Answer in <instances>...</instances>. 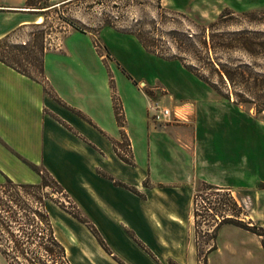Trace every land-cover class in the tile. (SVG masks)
<instances>
[{"label":"crops","instance_id":"1","mask_svg":"<svg viewBox=\"0 0 264 264\" xmlns=\"http://www.w3.org/2000/svg\"><path fill=\"white\" fill-rule=\"evenodd\" d=\"M26 3L0 0V37L43 18ZM77 33L83 34L77 31L69 36L75 39ZM96 48L91 44L95 55ZM87 49L73 42L66 45L64 40L60 47L47 50L44 79L25 75L0 60V183L7 178L40 183L41 174L31 166L43 167L65 188L79 212L99 203L107 219L114 215L111 229L95 226L105 244L96 251L81 243L70 227V221L82 222L78 217L69 219L68 232L55 230L68 256L69 246L79 250V263L202 264L195 231L197 183L236 195L256 188L259 181L249 183L248 163L208 154L210 146L201 142L208 134L200 133L201 115L208 122L212 106L201 108L192 102L176 106L189 125L156 122L148 111V95L137 91L130 79L133 93L124 96L122 105L105 70L98 68L97 61L86 60ZM202 86L209 101L225 102L205 83ZM116 103L122 122L117 119ZM128 143L130 162L120 155ZM81 154L92 158L93 173L109 187L103 194L97 195L85 180L71 187L49 168L60 156L73 162ZM226 224L264 250L262 235Z\"/></svg>","mask_w":264,"mask_h":264},{"label":"rangeland","instance_id":"2","mask_svg":"<svg viewBox=\"0 0 264 264\" xmlns=\"http://www.w3.org/2000/svg\"><path fill=\"white\" fill-rule=\"evenodd\" d=\"M59 7L64 16L74 20L80 29L64 22L53 11L43 28L33 23L18 27L10 32V40L30 41L33 32L44 29L47 50L60 47L64 40L66 45L73 42L88 48L86 60L97 61L98 68L105 70L122 105L124 96L133 93L128 85L130 79L137 91L161 99L173 109L186 102L201 105V108L212 106L213 115L208 122L201 115L200 133H208L201 142L210 146L208 154L231 159L233 163H248L249 183L259 182L256 188L236 195L197 183L194 193V206L198 208L195 231L202 264H264V250H260L245 233L225 223V218L233 217L264 229V96L255 99L256 96L246 87H234L214 67L220 62L231 66L247 63L254 72L264 74V47H261L260 54L252 55L220 45L224 33L244 29L261 32L259 40L264 43V0H73ZM229 11L232 15H228ZM42 19L44 21V17ZM134 28L146 32L157 49H148L138 35L131 32ZM77 31L83 34L77 33L75 39L69 36ZM91 44L97 47V55ZM188 65H195L207 80ZM204 83L225 102L209 101L208 92L202 86ZM48 91L51 93L49 88ZM238 91L252 101H237L232 93ZM171 123L191 124L188 121ZM57 149L62 152L61 148ZM122 149L121 157L130 162V151L126 147ZM92 162L90 156L83 154L73 162L60 156L58 161L49 164V168L71 187L88 181L100 195L109 187L101 176L93 173ZM31 167L42 176L40 183H30L37 184V188L24 189L13 185L8 195L19 194L31 205H36L37 200V207L42 201L54 232H68L69 219L78 217L81 223L70 221L69 225L81 243L89 244L94 250L98 246L105 247L95 226L111 229L114 215L107 219L99 203L79 212L65 188L50 172L43 167ZM70 176L76 179H70ZM44 179L48 185L43 184ZM69 249L78 264L79 250L71 246ZM37 253L45 264L74 263L71 254L64 259L57 252L47 253L43 246H37ZM0 264H9L1 253Z\"/></svg>","mask_w":264,"mask_h":264},{"label":"trees","instance_id":"3","mask_svg":"<svg viewBox=\"0 0 264 264\" xmlns=\"http://www.w3.org/2000/svg\"><path fill=\"white\" fill-rule=\"evenodd\" d=\"M71 1L73 0L53 3L51 0H27L26 7L32 9V12L37 13L38 16L44 17V21L33 23L37 27L43 28L48 21L50 13L54 11L64 22L80 29L74 20L64 16V12L59 7ZM231 13L229 11L228 15H232ZM131 32L136 33L148 49H157L146 32L136 28L132 29ZM224 34H222L224 35L223 42L220 44L223 48L238 49L256 55L260 54L261 47H264V43L259 40V35L261 34L259 31L244 29ZM32 35L33 37L30 41L23 42H12L10 33L0 37V60L25 75L35 79H44L45 55L47 52L44 46L46 31L41 29L33 32ZM212 65L214 64L212 63ZM188 67L201 78H205L203 74L199 73L195 65H188ZM214 67H216L215 70L220 76H226L234 87H246L253 96H256L255 99L264 96V74L254 72L250 64L240 63L231 66L228 63L220 62L218 66ZM247 70L250 71L247 72ZM232 94L235 95L237 101H252L243 92L238 91ZM228 98H230V95ZM115 109L117 119L122 122L121 108L117 103ZM43 184L48 185L45 179ZM13 185L24 189L37 188V184L18 183L10 178L0 183V253L9 264H45V260L43 261L40 254L37 253V246L38 248L43 246L47 253L57 252L59 256L66 259V248L56 237L50 217L44 210L43 202L41 201V205L37 207V200L36 205H31L19 194L17 196L12 193L8 195L9 189L14 187ZM205 186L215 189L213 186ZM9 196L10 198H8ZM225 223H234L264 236V229L250 226L242 220L228 217L225 218Z\"/></svg>","mask_w":264,"mask_h":264},{"label":"built area","instance_id":"4","mask_svg":"<svg viewBox=\"0 0 264 264\" xmlns=\"http://www.w3.org/2000/svg\"><path fill=\"white\" fill-rule=\"evenodd\" d=\"M148 111L151 118L159 123L168 124L170 122H187L188 119L179 115L175 109L166 105L161 99H154L148 96ZM127 150L130 151V144L126 145ZM198 211V208H196Z\"/></svg>","mask_w":264,"mask_h":264},{"label":"bare ground","instance_id":"5","mask_svg":"<svg viewBox=\"0 0 264 264\" xmlns=\"http://www.w3.org/2000/svg\"><path fill=\"white\" fill-rule=\"evenodd\" d=\"M43 19L41 18L40 20H39V22H41Z\"/></svg>","mask_w":264,"mask_h":264}]
</instances>
